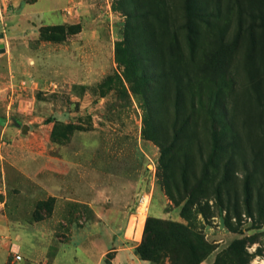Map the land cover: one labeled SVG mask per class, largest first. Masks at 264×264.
<instances>
[{
    "label": "rangeland",
    "instance_id": "1",
    "mask_svg": "<svg viewBox=\"0 0 264 264\" xmlns=\"http://www.w3.org/2000/svg\"><path fill=\"white\" fill-rule=\"evenodd\" d=\"M12 2L0 41L11 24L27 23L13 18ZM136 2L71 0L78 26L42 34L62 45L59 59L13 82L2 78L0 111L9 105L18 120L13 132L0 128L2 264H133L142 242L153 249L150 264H264V0H194L196 50L191 57L178 28L177 66L192 72L204 102L189 103L187 126L175 116L170 74L132 82L142 70L116 62L117 46L149 56L134 18L126 29L123 10L133 16ZM164 2L178 27L186 0ZM64 4L37 0L25 11L55 25ZM147 21L159 47L173 46L166 28ZM170 137L161 154L158 141ZM142 214L137 238V227L131 235L128 228Z\"/></svg>",
    "mask_w": 264,
    "mask_h": 264
},
{
    "label": "trees",
    "instance_id": "2",
    "mask_svg": "<svg viewBox=\"0 0 264 264\" xmlns=\"http://www.w3.org/2000/svg\"><path fill=\"white\" fill-rule=\"evenodd\" d=\"M152 2L148 3L149 0H139V2H136L135 5L132 7L135 8L134 10L136 13L132 16L129 11H124L123 14L127 18L126 22V29L129 27L131 28V25H129V20L131 18H134L135 21L132 24V28L137 29L142 36L149 38L147 43H144L143 46L145 48V51L149 53L148 57H145V54H141L142 58L140 57H135L137 54L132 50V48H128V39L125 40V44L127 45V48H124L121 50L118 46L115 48V59L118 65L125 64L127 67L130 69H133V71H138L141 69L143 74L139 77L137 75H134L133 79L131 80L132 82L134 81H140V80H150L152 79L154 82L156 81L157 83L159 82L160 79H163L164 76L166 78L170 79L168 75H165V73H168L171 75L172 81H175L176 83V92L174 93L172 105L175 110V116L178 118L179 121H181L182 125L187 126L191 120H192V115L191 112H187V107L189 106V103L195 107V105H200L203 106V97L200 96V91L198 89H194V86L192 85L194 82V75L192 72L181 70L177 66V57L180 53V40H179V34L177 32L178 28H182L185 31L186 35V46H187V51L191 53V57L194 55V52L196 50V40L194 36L197 35L198 29H195L192 24L193 22V17L199 15V11L197 9V5L194 3V0H186V6H187V15L185 21L179 25L178 27L171 22L169 15H165V13H162V6H164L165 2L164 0H151ZM196 5L194 8L193 5ZM141 8V9H140ZM165 8V7H164ZM153 18L158 25L163 26L164 28L167 29L168 31V41L172 43L173 46H166V50L162 48V46L159 47L158 42H157V35H156V30L149 31V34L147 31H144V24L146 23L147 20H150ZM148 22V21H147ZM131 24V23H130ZM195 25V23H194ZM73 27V26H78V24H70L68 26L65 25H56V26H46V27H41L40 28V36L45 33V30L47 32H58L62 33L64 32L63 27ZM69 27V28H70ZM67 29V28H66ZM79 32V29L76 31ZM74 32V33H76ZM43 36V37H42ZM41 38H44L46 40L50 41H55L51 36H45L42 35ZM126 37V35H125ZM124 37V38H125ZM145 38V39H146ZM144 39V40H145ZM63 40V39H62ZM140 62H143L144 65L142 67H139ZM150 64V66H156V69H151L148 72L150 73L147 75V66L145 68V64ZM161 64V65H160ZM158 67L163 68V73H160L157 69ZM205 67V66H204ZM171 68L172 70H169ZM145 72V73H144ZM168 86V84L166 83ZM187 88V92H189V99L190 101L187 102L184 98V91L185 88ZM194 89V90H193ZM136 92V91H135ZM198 96V97H197ZM197 97V100L195 101V98ZM194 107H191L194 109ZM181 116H183L182 119H179ZM191 116V117H190ZM179 131L178 126L173 128V134L176 135ZM173 139L170 137L168 141L164 140H159V144L161 145V154H165L167 151H169L171 144H172ZM166 150V151H165ZM155 220V219H154ZM148 221L146 223L145 229H144V238L146 235L147 227H148ZM157 221V220H155ZM174 226H177L183 231L187 229L186 227H183L181 225H177L175 223H171ZM144 242H142V245H139L135 249V253L140 256L141 259L146 260L149 259L153 253L152 248H143Z\"/></svg>",
    "mask_w": 264,
    "mask_h": 264
},
{
    "label": "crops",
    "instance_id": "3",
    "mask_svg": "<svg viewBox=\"0 0 264 264\" xmlns=\"http://www.w3.org/2000/svg\"><path fill=\"white\" fill-rule=\"evenodd\" d=\"M36 1L37 0L27 2L25 0H16V5L12 2L13 6H17L13 18L16 16H25L27 23H21L20 25V22H15L14 25L11 24L9 26L12 30L7 26L9 29V35L3 31L4 36L2 41H0V44H3L4 47L3 51H1L2 53H0V87H2L4 83L2 79L3 77H7L9 75V77L12 78L11 81L13 82L14 79H17L18 75L21 76L22 74H25V71H30L32 69H41L40 71H44L48 60H55V58L58 60V57L61 56L60 51L63 50L62 45L57 43L58 46L51 47L53 44L52 42L40 40L38 35L39 28L63 24H78V21L77 23L74 22L78 20L77 18L80 16V11L79 8H75V6H67L71 0H65V4L59 8V12L62 15L61 23L47 25L42 22L38 23L32 21L31 18L28 17L29 12L25 10H27V6L29 4H33ZM65 10H67L68 13L65 12ZM79 33L80 32H78V34ZM3 66H5V68ZM56 66L57 65H55V71L57 70ZM50 70L47 71L50 72ZM56 72L59 74L58 71ZM10 110V106L8 105V109L4 113L0 111V128L2 133L8 134L9 132H13L18 126V120L12 116ZM1 245L2 242L0 241V247ZM135 259L133 264H150L147 260L138 258ZM0 264H2L1 261ZM44 264L47 263L45 262Z\"/></svg>",
    "mask_w": 264,
    "mask_h": 264
},
{
    "label": "bare ground",
    "instance_id": "4",
    "mask_svg": "<svg viewBox=\"0 0 264 264\" xmlns=\"http://www.w3.org/2000/svg\"><path fill=\"white\" fill-rule=\"evenodd\" d=\"M144 220H145V219H144L143 214L140 215V217H139V219H138V222H137V220H135V219L133 218V219H132V222H131V225H130L129 228H128V233H130V235H131V233H132V229H134L133 227L136 226L137 229H136V232H135V236H136L137 238H139L140 233H141V231H142V225H143V221H144Z\"/></svg>",
    "mask_w": 264,
    "mask_h": 264
},
{
    "label": "built area",
    "instance_id": "5",
    "mask_svg": "<svg viewBox=\"0 0 264 264\" xmlns=\"http://www.w3.org/2000/svg\"><path fill=\"white\" fill-rule=\"evenodd\" d=\"M10 4V0H0V18L2 16V12H4L8 5ZM16 259H20L19 255L15 256Z\"/></svg>",
    "mask_w": 264,
    "mask_h": 264
},
{
    "label": "water",
    "instance_id": "6",
    "mask_svg": "<svg viewBox=\"0 0 264 264\" xmlns=\"http://www.w3.org/2000/svg\"><path fill=\"white\" fill-rule=\"evenodd\" d=\"M0 46H1V45H0ZM1 51H3V48H2V49H0V52H1Z\"/></svg>",
    "mask_w": 264,
    "mask_h": 264
}]
</instances>
